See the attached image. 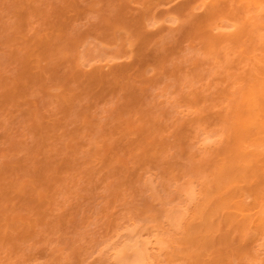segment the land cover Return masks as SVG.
<instances>
[{
	"label": "rangeland",
	"instance_id": "rangeland-1",
	"mask_svg": "<svg viewBox=\"0 0 264 264\" xmlns=\"http://www.w3.org/2000/svg\"><path fill=\"white\" fill-rule=\"evenodd\" d=\"M120 1L122 0H0V264H115L116 262L118 264V259H116L115 261L114 257L117 258L119 256V253H116V256L115 252L113 253V251H116L114 249L117 246L119 247L121 242H128L127 235L134 236L136 234L135 236H139L140 239L135 238L136 240L133 239V241H137L138 239L140 241L144 240L145 242V239H147V242H149L147 244L149 245L152 241L155 243L156 241L159 242V240L155 239L157 236V238L160 240L165 237L169 239L171 236V229L175 228V232L173 234H175L177 231L176 223L173 224V219H171V216H174V213L181 205L183 199H185V201L189 202L188 204H190L196 199V196H193L194 194H196V192L199 196L200 190L197 189L202 186L201 184L204 183L202 181H205V179L203 180V178L208 171H206V169L209 164L212 163L211 160L213 157V152L211 151H216V149L222 146H216L213 143H210V147L208 146L209 149L207 148V146L201 148L202 146L200 144V139L203 136H201V133L203 134V132L204 136L205 133L206 136L207 134H210L211 136H213V139L214 137L217 138L221 136L218 127L222 126V118L226 116V113L228 112L231 104L229 103V101L230 99H233L235 97V92L238 90L237 88L240 84V78L238 77L239 79L237 82L235 76H241V74L237 75L238 73H240L239 71H241V69L238 70L237 74L235 73L236 70L238 68H241V65H243L244 63L240 62L239 65L241 67H239L238 61L240 60H237V63L234 61L236 59L232 61V59L236 57L240 59V55H242L240 54L241 46H239L241 44L238 42V39L236 41L235 38L236 33L233 34L235 40H233V38L230 39L231 42L228 41L227 43L221 44L222 46L217 45L216 52H214L215 48H212L214 50L213 52H211L212 49L207 45L210 40L206 41L207 38L205 37L202 38L203 40L197 39L200 38L199 20L201 18H199V20L194 18H197V16L201 17L199 12L201 13V11H203V13H201L202 16L206 12H204L202 6L200 7L199 5L198 7L201 9L197 7V9H199L198 13L192 12L194 8L195 10H197L195 5L192 11H190L192 6L191 4L194 3L193 0H123L121 2L122 5L118 4V2L120 3ZM190 1H192L193 3H189ZM187 2L189 3L190 8L188 7V9L184 10V12L186 13L182 11L184 14L182 15L181 10L178 11L177 9L186 6ZM147 4L149 7L147 6ZM157 5L160 7H158ZM121 6L127 8L128 10H125V8H121ZM177 6H179V8ZM175 8L177 11L175 10ZM65 9L67 10L65 11V13H74L71 16L68 14L69 17L67 16V18H69V20L65 19L66 17H64V19H62L61 17L62 21L67 20L66 22L62 23L59 17L62 16V14H59L60 12L63 13ZM127 11H129L130 15ZM124 12H126L128 15ZM145 12H147L148 14H145ZM120 13H122L123 15ZM135 13L136 17L134 16ZM152 13L155 16H151ZM173 13L175 14V18L178 17L176 18V20H174L173 18ZM262 13H260V15L258 13L255 14L254 12L256 16L260 15L258 16L261 18L260 21H262V17H264L262 16ZM167 14L170 15L168 16ZM251 14L252 11L250 12V14L248 13V17L249 15L251 16ZM119 15L120 17H118ZM180 15L182 17H180ZM255 15L254 20L257 19V17L255 18ZM130 16L135 19V22L134 19H129ZM141 16H145V20L144 17L142 18ZM146 16H151L152 18H147ZM140 17L141 20L139 21V23L136 22ZM153 17H155L154 19L155 21H157V23H155ZM118 18L120 19V21ZM121 19H125L126 21L123 22V20ZM177 19H180V24L177 23ZM250 19L253 20L252 17ZM250 19L249 23L251 22ZM258 19L256 20V22L258 21ZM129 20H133L132 23L134 22V24L130 22L133 27L137 23V25L135 26V30H133L134 28L132 27V25L128 24ZM143 20L145 24L142 23L140 27V22H143ZM146 20L148 21V23ZM190 20L192 23L190 22ZM150 21H153V24H155L151 25L149 23ZM115 22L117 24L116 26H118V23H122L120 25H123L124 29H122V26H114ZM225 22L221 27L225 25ZM254 22L252 21L251 23L257 24ZM109 23L114 24L110 26ZM226 23L227 25H229L228 22ZM251 23L249 26H251L252 28L253 24ZM148 24L150 26H148ZM108 25L109 27H107ZM125 25L131 26L132 29L128 27V29H131V32L130 30L129 32H126L128 29ZM110 27L112 28V31ZM114 27L119 30L117 31ZM137 27L141 28V30L137 29ZM143 27L144 29H142ZM224 27L227 26L225 25ZM261 27L264 28L263 25L260 26V28ZM229 28H231V26ZM137 30H140V32L143 30L144 36L143 32H141V35V33ZM220 30L222 31V29ZM220 30L218 29V31ZM233 30L234 29L232 28V30L230 31ZM136 31L137 33L135 35L131 34L135 33ZM218 31L216 33H211L210 35L213 34L211 37H214L216 39L226 36H224L225 32H223L224 34H220ZM236 31L238 30L236 29ZM110 32H113V35L110 34ZM114 32H117V36L114 35ZM138 33H140V35H138ZM226 33L229 34L227 30ZM145 34L150 38L153 37V40L147 38L148 36L146 37ZM133 35L134 38H132ZM163 35H165V38L169 39L164 40L165 38H162L163 40H161L160 37H164ZM168 35H173L172 40ZM244 35H246V32H244ZM112 36H114V38H117L114 40ZM142 36L144 38H147L143 39V41H146V43L142 41ZM120 37L122 39H120ZM138 37L140 42L138 40ZM158 37L159 39H156ZM194 37L196 38V40ZM47 38H51L52 40L53 45L51 43L50 45H48L47 43L48 47H52V49H50L51 52L53 51L51 54L49 53L50 50H47V47H42L40 45V40L48 41L49 39ZM129 39L130 41L136 39L133 42V44L136 45V49L132 43L130 44L133 49L128 48L129 50H132L133 55L131 54V56L129 51L125 49L126 45H129L127 44L129 42L126 40ZM193 40L195 41V43ZM232 40L236 41L239 44H235L238 49L233 45L234 42H232ZM136 41L139 43V45ZM148 41L153 47L148 44ZM166 41L169 43H167ZM177 41L178 44L180 43L179 46L177 45ZM201 41L203 43L204 41L205 43H207H204L205 47L203 46V43H201ZM42 43L44 44V42ZM142 43H144L145 47ZM231 43L233 46L231 45ZM140 44L142 45V47H140ZM163 44L165 47H163ZM137 45L139 48L137 47ZM225 45H227L225 47V49L227 50V54L226 51H224ZM246 45L248 44H245V46ZM177 47L179 51L176 50ZM246 47L248 48L249 45ZM44 48H46L47 50L46 53L49 51L48 53L50 55L45 53ZM171 48H173V52L172 50H170ZM203 48H205V50ZM232 48L233 50L235 49L236 53H233L232 51L234 55L231 54V56H229V49L231 52ZM247 48H245V52L246 50H249ZM153 49L155 53H159L153 55ZM236 49L238 51H236ZM217 50L219 52L223 50L224 52L221 51L223 54L220 52L222 54V57L225 55V58L229 56V63L232 61L236 64L228 63L227 68L225 63H222V59L224 58H221L220 54L216 56V54L219 53L217 52ZM126 51L129 53V55ZM203 51L205 52L203 53ZM137 52H140L139 55L144 54L143 56L145 58L143 56H139ZM165 52L166 54H168L167 56L165 55ZM237 53H239L240 55ZM147 54L148 56H146ZM235 54H237V56ZM162 55H165L164 58L166 57V60L163 59ZM213 56L218 57L219 61L215 60L216 57L213 61ZM157 57L160 60L163 59V62L159 61ZM209 57L210 60L213 61V64L212 61L210 62V60H208ZM230 57H232V59H230ZM141 58L144 61H141ZM156 60L158 61V63H156ZM228 60L225 59L223 62L227 63ZM103 62L106 63L103 64ZM136 62L138 64H136ZM141 62H143V65ZM161 62L163 63L162 65H160ZM139 63L143 67L140 66ZM126 64H128V66L129 64H134L136 65V67L133 65V68H131L132 66H130L128 67V69H126ZM144 64L147 65L145 66ZM211 64L214 66V68ZM217 64L220 65L218 66ZM122 65H124L122 69L126 66L123 71L121 69H117V66L120 68V66ZM223 65L226 66V70L223 69ZM231 65L235 67V73H233L234 71H231L233 68V66ZM113 67L117 69H115L117 72L115 73L119 74V76L121 75V73H118V70H120L119 72L125 73H122V79L120 78L121 80H123V76H125V78L128 76L127 78H130L129 81L132 82L131 80L134 75L135 77H133V79H137V82H135L134 80L133 82L137 86L133 87V85H129L130 82L128 83V81H125L124 79L122 82V88L119 87V85L118 87H116V85L118 84V80L120 79H118V75H116V77L118 78H112V75H115V73L113 74L112 72L113 70H111V68ZM137 68H139V71ZM245 68H247V66ZM99 70L101 72H105L104 74L107 73L104 76H108V73H110L108 80L111 77V79H113L114 81L117 80V84H115L113 80L112 84L110 83L111 80L109 81L110 84L108 86L106 83H103V75L99 74L101 73ZM136 70L137 72L141 73V75H145L141 76L139 75V73L137 75ZM95 71L99 72V76L96 75L97 72L93 73ZM125 71L128 72V74ZM133 71L134 73L136 72V75L133 73ZM242 71L244 72L246 70H243L242 68ZM131 72L133 73V75ZM130 73L132 76L130 75ZM90 74L91 77H89ZM93 74H95L99 78V80L101 77L103 80L98 81L99 84L97 82L94 84V81L96 79H94L95 77ZM231 74L235 75L231 77ZM92 75L94 78L92 77ZM201 75L205 78H203ZM226 75H230V81H232V83L234 78V81H236L237 84L235 83V86L231 85V83L228 81L230 77H227ZM138 76H140V80H138ZM200 77H202L203 80ZM91 78H93L94 81ZM141 79L143 80L141 82L142 85L139 82L141 81ZM83 80L84 82H87L89 90L92 89L93 92H89L87 90L89 92L88 93L84 91L86 86L85 88L82 86L84 84ZM121 80L119 82L120 85ZM221 81H223L224 83H222ZM96 84L99 86L101 84V88L103 89L104 87V90H106L107 93L109 92V95L103 98V96L107 93H104V90H102L103 92H100L104 94L99 93L100 95H103L100 96L98 94L99 90L96 92L97 88L99 87ZM113 84H115V86ZM225 84L226 87L223 86ZM228 84L231 85L233 91L232 89L231 91L229 90ZM95 85L97 86L96 89ZM128 85L131 86L132 89H134L135 87H137L135 89H138L134 90V92H136L134 94L132 93L131 97V91L128 90L130 91L128 92L126 91V88H124H128ZM113 86L114 88L116 87L118 91H114V89L112 88ZM161 87L164 88L162 89ZM219 87L222 90H220ZM139 88L142 92L139 90ZM216 90L220 91V93ZM124 91L126 93H124ZM127 92L129 93V95L127 94ZM207 92L209 93L208 96L206 95L208 94ZM225 92L230 94V97L227 96L228 94L224 96ZM137 93H139L138 95H140L141 97L139 96L138 98ZM212 93L214 94L212 95ZM204 94L207 99L210 96L216 97L218 100L220 99L221 101L219 102L217 100H214V102H216L215 105H217L218 103L219 105L215 107L214 103L213 107L211 106L212 104L209 105V103H211L212 101L209 98L210 101L207 102L208 100L204 98ZM217 94H220L221 96H217ZM186 95H188V98L186 97ZM221 97H223V99ZM225 97L229 99L226 100ZM133 98H137L140 100H138V102ZM193 98L195 100L194 102H192L191 100ZM199 99H202L201 104L199 102ZM205 101L207 102V104L205 103L206 105H204ZM134 102H138L137 106L136 103L134 104V106L136 107L133 106ZM222 102L224 103V105H227V107H222ZM130 103H132V105ZM181 103L184 105H182ZM185 103L190 105H186L188 109L189 107L191 108L192 105V107L194 108V110L191 108L193 113L190 109L189 111L188 109H185ZM194 106H196V108L199 107L198 110L200 112L202 111L201 113L206 112L207 114L211 113L210 111H212L213 113V110L215 112L213 113L214 115H220L221 113V118L215 117L213 114V116L211 114H202V116L204 115V117L207 118L206 119L201 116L200 112H198L195 116L193 115L195 114ZM220 107H222L224 111L227 110L225 111L226 113L222 114L223 110ZM218 109H220L221 111ZM182 110L184 114L182 113ZM184 110L187 111L185 112ZM199 114L200 118L198 119ZM210 116L212 117L210 118ZM195 117L196 121H194ZM201 117L206 119L205 123H209H207V129L211 133L213 132V134L217 133V135H220H212L209 131H204L203 128L206 127V124H203V119ZM213 118L215 119L213 120ZM189 119L192 124L193 121L197 124H193L194 126H192V129L190 128L191 130L189 129L191 123H185L189 122ZM200 119L201 123H199ZM211 121L213 122L211 123ZM181 123L182 125H180ZM214 123H216L215 126ZM201 124L203 125L201 126ZM180 126H182L183 130ZM183 126H185L188 131H186V128H184ZM195 126L198 127L196 128ZM213 126H218L217 132H214L216 131V129L214 130ZM177 127H180L178 129H181L183 131H180L182 134L178 132L179 130L177 129ZM209 128L213 130L211 131ZM163 129L166 130L164 131ZM199 129L202 130L200 131ZM174 130H178L177 134H179L177 135L176 131L175 133H173ZM122 131L125 133H123ZM184 131L187 133H191L192 131L200 139H198L193 133H191L192 135L188 134V136L190 135L191 137L194 135V138L192 137V139L194 140H192L190 136V138L187 137V133L186 136L184 135ZM172 135H174L175 137H172ZM179 135L187 137L188 144L186 142L187 139L183 138V136H180V139L177 138L178 142L176 140V143H174V139ZM163 139L167 140L166 142H168V145L171 144L169 145V149L167 147L168 145L165 144V150L166 148L168 150L167 153L166 151H163L164 146H161L162 142L164 143V141H162ZM195 139L199 141L200 145ZM207 139H210V137ZM172 140L174 141L172 142ZM212 140L211 142H213ZM214 140L216 141V139ZM204 141L202 142L205 145L209 142L208 140V142ZM220 142L222 141L220 140ZM174 144H181L182 146L179 145L178 147ZM196 144H198L199 147ZM211 144L214 145L213 148H211ZM156 145H160L161 147H157ZM152 146H155L156 149L158 148L156 150L154 147V151L152 152V154H155V157L151 154V152H149L150 154L148 153L146 156L144 152H146V150L151 151L149 148ZM188 148H192L191 153H185L186 149ZM189 149L188 151L190 152ZM202 149H204V151H202ZM206 149L207 151H205ZM142 151L144 154L142 153ZM181 151H183L185 154H190L191 157L188 155H185L186 157H183V152ZM217 151L219 152L221 151V149H218ZM207 152H211L212 155ZM140 153L142 155V158H139ZM161 155L165 157H163V160L162 157L160 158ZM216 155L219 156L218 154ZM148 156L154 157L153 160L151 157V159H149ZM210 156L211 158H209ZM137 157L139 158V160L141 159V163L137 162L136 164L135 161L136 159L138 160ZM146 158L149 159V162L146 161ZM175 158L181 161H179V165L182 164V167L175 166L176 164H178L176 163L178 162V160ZM154 159H156L157 161L155 162ZM158 159H161L159 160L160 162L158 161ZM173 159L177 161H174L175 164H171L172 166H174L171 170L169 169L171 168L170 162H172ZM217 159L213 158V161H216ZM142 160H144V166L140 167L139 169L138 165H142ZM167 160L170 162L168 163ZM164 161L165 163L167 161V164H164ZM145 162L146 164L148 163L147 167H149V169L154 166L156 167V169L154 167L149 170L145 167ZM149 164L151 166H149ZM157 164L161 165V167ZM162 165L164 166V168ZM166 165L169 166L167 167ZM158 167H160L161 169L159 168L158 170ZM162 168L166 171H163ZM146 169L148 170L146 171ZM168 169L171 170L172 174H175L173 175L174 177L176 175L178 176L175 178L171 176L175 179L174 183V180L170 182L169 178H167L169 181H167L166 179V177L171 173L169 171L170 173L165 175V172H167ZM173 171L177 174L173 173ZM185 171L186 174H183L185 173ZM179 177L183 179H181L180 181ZM207 177L209 176L207 175ZM199 178H202V183H200ZM196 181H198L201 186L198 185V188L196 189L197 191L194 189L196 192H193V194L191 193V191L193 187H197L196 183L198 182ZM193 182L195 183V186L193 185ZM189 183L193 186L191 188V191H188L190 192V195L192 197H195L192 202L186 199V196L184 197V195H182V191H180L181 194L178 193L179 190L186 189L184 190V193L190 197V195L187 194L189 193L187 191V189L189 188L188 186L190 185ZM179 195L183 196V199L180 198ZM198 196L197 198H199ZM185 201L184 205L185 203H187ZM181 207L183 206L181 205ZM184 207L187 209L190 206L188 205L187 207ZM166 208H168V210H166ZM184 209L183 212H185ZM169 211L171 212V215ZM187 211L188 209L186 210V212ZM160 212L162 214H159ZM166 212L168 215L165 214ZM178 214L179 211H177V215L175 213L176 216H174V218L179 217ZM167 217H169L170 219ZM176 220H174V222ZM171 223L173 227L171 226ZM161 227H163L164 229H160ZM173 231L174 229L172 230V232ZM123 238H126L127 241ZM130 238L132 239V237L129 236V239ZM118 239L121 241H119ZM153 239H155V241ZM172 239L170 242L174 244L172 242ZM131 242L132 241L126 244L124 243V245H129L131 244ZM163 242L167 243L166 240H164ZM171 243H169V245ZM172 244L170 246H174ZM258 245L255 246L256 250L257 247H259ZM121 246L119 248L122 250ZM163 246L165 245L163 244ZM118 247L116 248L117 250ZM149 247H151L152 249V246H147L146 250ZM165 248L164 250L166 252H169L171 250L168 244L165 246ZM168 248L170 249L169 251H167ZM261 248H263V250H261ZM261 248L258 249L259 253L261 252L264 254V246H262ZM149 249L148 251H145V254H148H146V257L149 258L148 261L150 260L151 255L154 256L155 254L153 263H156V260H158L159 263L161 262V264L169 263L168 261H166L167 258H165V260L162 259L163 262L162 260L160 261V258H157L158 252L156 253L155 250H152V254ZM155 249H157V251L159 250L157 247ZM119 250L117 252H120ZM126 252H128V250L125 251V255L122 258V260L124 261L130 259L125 258V256L127 257L132 253L130 252L129 254H126ZM164 252L160 253L163 255ZM256 252L257 256H260L258 251ZM149 253H151V255H149ZM253 253L254 252H252V254L248 256L253 257ZM229 256L227 259H229ZM246 256L245 258H243L238 254L231 253L230 257L235 258V260L234 258L233 260L236 261V264H246L248 263V261L246 263L244 262V259L245 261L248 260L246 259L248 256ZM161 257L164 258L167 256L165 255ZM262 258L264 260V255L262 256ZM256 260L257 259H255V261ZM151 262L152 261L150 260L149 263L151 264ZM258 262H260V260H258ZM232 263L233 262L229 264Z\"/></svg>",
	"mask_w": 264,
	"mask_h": 264
},
{
	"label": "bare ground",
	"instance_id": "bare-ground-1",
	"mask_svg": "<svg viewBox=\"0 0 264 264\" xmlns=\"http://www.w3.org/2000/svg\"><path fill=\"white\" fill-rule=\"evenodd\" d=\"M102 1V0H101ZM123 1V0H122ZM122 1H120V3L118 2V4H121V2ZM171 1V0H170ZM194 1V3L192 2V1H190L189 3H193V4H191L192 6H191V10L190 11H192V9H193V7H195L196 6V9H197V7H198V5L201 7L202 6V8L204 9V12H206L203 16H202V14L201 13H203V11H201V13L199 12V14L201 15V17L199 16H197V18H194V19H198L199 20V18H201L200 20H199V24H200V30H199V36H200V38H197V39H202V38H207V40L206 41H208V40H210L209 42H208V44L207 43H205V41H204V43L205 44H207L211 49L212 48H215V51L214 52H216V46L217 45H221V44H223V43H227L228 41L229 42H231V40L230 39H233L234 37H233V34H235V38H236V41H237V39H238V42L241 44V45H239L236 41H233V40H235V38L232 40V42H234V46L236 47V43L239 45V46H241V49H240V54H242V55H240L239 53H237V54H239L240 55V59H238L237 57L236 58H233L232 59V57H230V59H232V61L234 60V59H236V60H234L236 63H237V60H240V61H238V65H239V63L241 62V63H244L245 64V67L247 66V68H245L244 67V64L243 65H239V67H241V68H238L237 70H236V73H235V70H234V66L233 65H231V66H233V68H232V70L231 71H234L233 73H235V74H237V72H238V70L239 69H241V71H239L240 73H238L237 75H240L241 74V76H235L236 77V80H237V82H238V79L240 78V84H239V87L237 88L238 90L235 92V97L233 98V99H230V101H229V103H231L230 104V107H229V105H228V107H229V109H228V112L226 113L225 111H227V110H223L222 109V107L223 106H225V107H227V105H224V103L222 102V107H220L223 111H222V114L223 113H226V116L225 115H222V116H225L224 118H222V121H221V125L222 126H219V127H221V128H219L218 126H216V127H214L215 125H216V123H214V126H213V129L215 130L216 129V131H214V132H217V130L219 129V133H221V139H220V137H214V139H216V141L213 139V136H211L210 134H207V136H206V133H205V136H204V132H203V134L201 133V136L203 137H201V139L199 138V137H197L192 131H191V133H193L198 139H200L201 141V148H203V147H205V146H207V148L209 149V147H210V143H213L214 145H216V146H220V145H222V146H220L218 149H221V151H217L218 149H216V146H215V149H216V151H214V150H212V149H210V150H212L211 152H213V157H212V160H211V162L212 163H214V164H209V166L207 167V164L209 163V161H208V163L206 164V167H207V169H206V171H207V175L209 176V177H207V175L205 174V176H206V178H205V176H204V178H203V180L205 179V181H202V178H199V180H200V183H202V182H204L203 184H199V180L198 181H196V182H198V183H196L197 184V187H193L192 188V186L194 185L195 186V183L193 184V185H191L190 183V185L188 186L189 188L187 189V191L188 190H190L191 191V188H192V191H191V193H195L197 190H200V194H199V196H198V193L196 192V194H192L193 196H196V199L194 200V198L195 197H192L191 195H190V192L189 193H187L188 195H190V197L189 196H187L185 193H184V190H186V189H184V190H179L178 191V193H180V191H182V195H184V197L186 198V199H188L190 202H192L193 200H194V202H192V203H190V204H188L189 202H187V201H185V199H183V196H180V198H182L183 200H182V203H181V205L183 206V207H181V205L179 206V208H177V211H179V214H178V216L179 217H175L174 218V216H176L177 215V211L175 212L176 213V215H175V213H174V216H171V219H173V224H175L176 223V227H177V231H176V233L175 234H173L174 232H175V228H173L174 229V231L172 232V230L173 229H171V236H170V238L169 239H167L166 237V239L165 238H163V239H158L157 237L155 238L156 240H159V242H157L156 241V243L155 242H153V244H152V242H151V244L149 245V244H147V243H149V242H147V239H145L146 241V246H145V242H144V240H138V239H140L139 238V236L137 237V236H131V235H127V239H128V242H130V241H132L131 242V244H129V245H124V243L126 244V243H128V242H125L124 240H126L127 241V239L125 238H123L124 240V242L122 243H120V246H121V248H122V250H124V251H122L118 246V250L120 251V252H117L118 250L115 248L114 250H116V251H113V249H112V251H113V253L115 252V254L117 253H119L118 255V257L116 258V257H114L115 258V261H116V259H118V264H150L149 263V261L151 260L152 262H151V264L153 263V259H154V256H155V254H154V256L153 255H151V253L153 252L152 250H155L156 251V253H157V258L159 257L160 258V261L163 259V260H165V258H167V260L166 261H168L170 264H174V263H176V264H179V263H183V264H229V263H231V262H233L232 264H234V262H235V264H236V261H234L235 260V258L234 257H230L231 256V253H235V254H238L240 257H243V258H245V256L247 255H251L252 254V252H254L253 253V257H247L246 259H248V260H246L245 261V259H244V262L246 263L247 261H248V263H246V264H253V262L255 261V259H257L255 262H254V264H256V262H257V264L259 263H264V260H263V258H262V256L264 255L263 253H259V250L258 249H260L262 246H264V243H263V241H264V31H261V30H264V28H260V26H264V24H262V23H264V22H262V21H264V17H262L263 19H262V21H260V17H258V16H260L261 14L260 13H262L263 15L262 16H264V0H193ZM154 2V1H153ZM183 2H185V1H183ZM182 2V3H183ZM98 3H100V2H98ZM125 3V2H124ZM147 3V2H146ZM145 3V4H146ZM189 3L187 2V4L189 5ZM184 4H186V3H184ZM186 4V6H184L183 8H179V6L181 5V3H180V5L179 6H177L179 9H177L178 11L179 10H181V12L183 11L184 12V10H186V9H188V7L190 8V5L188 6ZM96 5V4H95ZM122 5V4H121ZM195 5V6H194ZM119 6V5H118ZM123 6H124V4H123ZM141 6V5H140ZM147 6H148V4H147ZM158 6V5H157ZM206 8H204V7ZM71 7V6H70ZM149 7V6H148ZM158 7H160V6H158ZM181 7V6H180ZM121 8H125V7H122L121 6ZM120 8V9H121ZM130 8V7H129ZM156 8V7H155ZM167 8V7H166ZM199 8V7H198ZM63 9V8H62ZM127 8H125V10H126ZM160 9V8H159ZM199 9H201V8H199ZM199 9H197V10H195V8L193 9V11L192 12H197L198 13V10ZM128 10V9H127ZM175 10H176V8H175ZM176 10V11H177ZM65 11H67L66 9L63 11V13L62 12H60V14L59 15H61L62 14V16H59L60 17V20H61V17H62V19H64V17H66L65 19H68L69 20V18H67V16L69 17V15L71 16L72 14H71V12H66L65 13ZM72 11V10H71ZM188 11V10H187ZM252 11V14H251V16L249 15V17H248V13L250 14V12ZM255 12V14H260V15H255L254 14V12ZM123 12V11H122ZM128 12V14L130 15V13H129V11H127ZM174 12V11H173ZM183 12H182V15H184L183 14ZM257 12V13H256ZM65 13V14H64ZM76 13V12H75ZM125 14H127L126 12H124ZM147 12H145V14H146ZM176 13V12H175ZM184 13H186V12H184ZM189 13V12H188ZM65 16H64V15ZM69 14V15H68ZM107 14V13H106ZM120 14H122V13H120ZM127 14V15H128ZM148 14V13H147ZM150 14V13H149ZM153 14V13H152ZM151 14V16H155L154 14L152 15ZM181 14V13H180ZM194 14V13H193ZM76 15V14H75ZM123 15V14H122ZM126 15V16H127ZM133 15V14H132ZM136 15V13L134 14V16ZM166 15V14H165ZM168 15V14H167ZM170 15V14H169ZM168 15V16H169ZM189 15V14H188ZM196 15V14H195ZM254 15H255V18L257 17V19H258V21L256 22V20L257 19H255L254 20ZM125 16V15H124ZM138 16H139V14H138ZM137 16V17H138ZM151 16H149V17H147V18H152ZM164 16V15H163ZM172 16V15H171ZM192 16V15H191ZM118 17H120V15L118 16ZM136 17V16H135ZM142 17V16H141ZM141 17L139 18V20L138 21H136V22H138L139 23V21L141 20ZM144 17V20H145V16H143ZM142 17V18H143ZM180 17H182L181 15H180ZM190 17V16H189ZM253 18V20H251L250 18ZM111 18H113V17H111ZM125 18V17H124ZM127 18V17H126ZM129 18V17H128ZM132 18V16H130V18L129 19H131ZM155 17H153V20L155 21V19H154ZM166 18V17H165ZM173 18H174V20H176V18H178V17H176L175 18V14L173 13ZM71 19V18H70ZM73 19V18H72ZM119 19V18H118ZM132 19H134V18H132ZM189 19V18H188ZM249 19H250V21L252 22H254V23H257V24H253V23H251V24H253L252 25V28H251V26H249L250 25V23H249ZM79 20V19H78ZM121 20H123V19H121ZM136 20H137V18H136ZM144 20H143V22H140V27H141V24L143 23V24H145V22H144ZM152 20V19H151ZM157 20V19H156ZM179 20L180 19H177V23H179L180 24V22H179ZM67 20H61V22L63 23V22H66ZM75 21V20H74ZM106 21V20H105ZM114 21H116V20H114ZM119 21H120V19H119ZM126 20L124 19L123 20V22H125ZM127 21H128V19H127ZM132 21L133 20H129V23L128 24H130V22L132 23ZM147 21V20H146ZM158 21H159V19H158ZM189 21V20H188ZM228 22L229 23V25H227V23L226 22ZM260 21V22H259ZM60 22V23H61ZM77 22V21H76ZM134 22H135V19H134ZM134 22L132 23V24H134ZM173 22V21H172ZM176 22V21H175ZM190 22H191V20H190ZM198 22V21H197ZM224 22H225V25L227 26V27H224V30H223V27H221L222 26V24H224ZM71 23V22H70ZM74 23V22H73ZM110 23H112V22H110ZM109 23V24H110ZM147 23H148V21H147ZM151 25H154L155 23H157V21H155V23L153 24V21H150L149 22ZM192 23V22H191ZM191 23H189V24H191ZM195 23V22H194ZM193 23V24H194ZM260 23V24H259ZM114 24V23H113ZM113 24H110V26L111 25H113ZM120 24H122V23H120ZM119 23H118V26H116L117 24H116V22H115V25L114 26H116V27H123V25H120ZM126 24V23H125ZM132 24H130V25H132ZM184 24V23H183ZM197 24V23H196ZM231 24V25H230ZM100 25V24H99ZM106 25H107V23H106ZM137 25V23L134 25V27H133V25H132V27L134 28L133 30H135V26ZM157 25V24H156ZM174 25V24H173ZM186 25V24H185ZM198 25V24H197ZM104 26V25H103ZM126 26V25H125ZM147 26V25H146ZM148 26H150L149 24H148ZM147 26V27H148ZM178 26V25H177ZM193 26V25H192ZM231 26V28H229ZM250 27V28H248V27ZM107 27H109V25L107 26ZM113 27V26H112ZM116 27H114V28H116ZM127 27V29H128V27H130L131 28V26H126ZM139 27V26H138ZM137 27V29H140L141 30V28H138ZM145 27V26H144ZM144 27L142 28V29H144ZM155 27V26H154ZM184 27V26H183ZM190 27V26H189ZM218 27H220V28H218ZM235 27V28H234ZM248 29H247V28ZM52 28V27H51ZM70 28V27H69ZM73 28V27H72ZM71 28V29H72ZM111 28V27H110ZM149 28H151V27H149ZM181 28H182V26H181ZM180 28V29H181ZM185 28V27H184ZM191 28V27H190ZM193 28V27H192ZM217 28V29H216ZM227 28V29H226ZM232 28L234 29L233 31H235V32H233V31H230V30H232ZM246 28V29H245ZM108 29V28H107ZM122 29H124V27L122 28ZM126 29V28H125ZM126 29V30H127ZM132 29V28H131ZM131 29H128L126 32H129V30H130V32H131ZM146 29V28H145ZM154 29V28H153ZM187 29V28H186ZM195 29V28H194ZM214 29V30H213ZM215 29H216V31H215ZM218 29L220 30V29H222V31L220 32V31H218ZM236 29L238 30V31H236ZM105 30V29H104ZM116 30H117V28H116ZM119 30V29H118ZM117 30V31H118ZM140 30L138 31V32H140ZM150 30V29H149ZM171 30H173V29H171ZM196 30V29H195ZM226 30H227V32L229 33V34H227L226 33ZM229 30V31H228ZM245 30H248V31H245ZM106 31V30H105ZM110 31V30H109ZM111 31H112V28H111ZM137 31L135 32V33H131V34H136L137 33ZM190 31V30H189ZM188 31V32H189ZM194 31V30H193ZM219 32L220 34L221 33H223V32H225V34H224V36L225 37H223V38H214V37H211L212 35H210L211 33H216V32ZM93 32V31H92ZM120 32H122V31H120ZM133 32V31H132ZM141 32H143V30L141 31ZM140 32V33H141ZM173 32V31H172ZM176 32V31H175ZM179 32V31H178ZM233 32V33H232ZM244 32H246V35H244ZM91 33V32H90ZM116 33L117 32H114V35L115 36H117L116 35ZM140 33H138V35H140ZM110 34H112L113 35V32H110ZM130 34V33H129ZM128 34V35H129ZM148 34V33H147ZM149 34H151V33H149ZM183 34V33H182ZM232 34V35H231ZM93 35H94V33H93ZM100 35V34H99ZM134 35H133V37L132 38H134ZM141 35H142V33H141ZM146 35V34H145ZM157 35V34H156ZM155 35V36H156ZM181 35V34H180ZM187 35V34H186ZM191 35H193V34H191ZM195 35V34H194ZM215 35V34H214ZM229 35V36H228ZM104 36V35H103ZM143 36H144V32H143ZM142 36V37H143ZM148 35H146V37H147ZM164 37H160L161 38V40H163L162 38H165V35H163ZM169 36V35H168ZM173 36V35H172ZM172 36H169V37H171L170 39L172 40ZM176 36V35H175ZM188 36V35H187ZM246 36V37H245ZM101 37V36H100ZM137 37V36H136ZM142 38V41H143V39H147V38H149V39H152L153 37H152V35H151V37L152 38H150L149 36L147 37V38ZM166 37H167V35H166ZM186 37V36H185ZM198 37V36H197ZM222 37V36H221ZM232 37V38H231ZM245 37V38H244ZM109 38H110V36H109ZM108 38V39H109ZM112 38H114V36H112ZM117 38V37H116ZM116 38H114V40L116 39ZM187 38V37H186ZM195 38V37H194ZM244 38V39H243ZM47 39H49L48 41L47 40H40V45L42 46V47H47V50H50V49H52V47L50 46V47H48V45H50V43L52 44V40H51V38H47ZM74 39V38H73ZM120 39H122L121 37H120ZM123 39H124V37H123ZM148 39V40H149ZM156 39H159V37L158 38H156ZM167 38H165L164 40H166ZM169 39V38H168ZM167 39V40H168ZM176 39V38H175ZM188 39V38H187ZM136 40V39H135ZM134 39H133V41H130V39L129 40H126V41H128L129 43H127V44H129L128 46H130V47H128L127 45H126V47H125V49H127V51H129V53H130V56H131V54H132V50H129L130 48H132V46H131V44L130 43H132L133 44V42L135 41ZM138 40H139V37H138ZM137 40V41H138ZM153 40V39H152ZM177 40V39H176ZM195 40H196V38H195ZM203 40V39H202ZM44 42V44L42 43V42ZM110 41V40H109ZM136 41V42H137ZM141 41V42H142ZM158 41V40H157ZM182 41V40H181ZM189 41V40H188ZM194 41V40H193ZM247 41V42H246ZM103 42V41H102ZM139 42H140V40H139ZM143 42H145L146 43V41H143ZM149 42V41H148ZM155 42H156V40H155ZM167 42V41H166ZM191 42H192V40H191ZM200 42V41H199ZM246 42V43H245ZM47 43H48V45H47ZM114 43V42H113ZM125 43V44H126ZM138 43V42H137ZM167 43H169V42H167ZM167 43H165V44H167ZM194 43H195V41H194ZM201 43H203L202 41H201ZM204 43H203V46H204ZM248 44L249 45V47L247 48L246 46H248V45H246L245 46V44ZM43 44V45H42ZM116 44V43H115ZM143 44V46L145 47V45H144V43H142ZM148 44H150V42L148 43ZM161 44V43H160ZM180 44V43H179ZM179 44H178V41H177V45L179 46ZM183 44V43H182ZM228 44H230V43H228ZM244 44V45H243ZM53 45V44H52ZM134 45V44H133ZM138 45H139V43H138ZM138 45H137V47H138ZM141 45V44H140ZM151 45V44H150ZM154 45H155V43H154ZM171 45V44H170ZM196 45V44H195ZM195 45H193V46H195ZM206 45V46H207ZM231 45H232V43H231ZM232 45V46H233ZM135 46V49H136V45H134ZM147 46V45H146ZM152 46V45H151ZM181 46V45H180ZM198 46V45H197ZM222 46V45H221ZM227 45H225L224 46V51H226V54H227V50L225 49V47H226ZM229 46V45H228ZM238 46V47H239ZM243 46H245V47H243ZM102 47H104V46H102ZM140 47H142V45L140 46ZM148 47V46H147ZM153 47V46H152ZM163 47H165L164 46V44H163ZM173 47V46H172ZM176 47V46H175ZM205 47V46H204ZM219 47V46H218ZM231 47V46H230ZM234 47V48H235ZM74 48V47H73ZM78 48V47H77ZM77 48H75V49H77ZM113 48V47H112ZM129 48V49H128ZM139 48V47H138ZM137 48V49H138ZM237 48V47H236ZM245 48H247V49H249L248 51L246 50V52H245ZM45 50V53H46V48H44ZM119 49V48H118ZM133 49V48H132ZM147 49V48H146ZM150 49V48H149ZM199 49V48H198ZM204 50H205V48H203ZM220 49H221V47H220ZM219 49V50H220ZM238 49V48H237ZM236 49V51H238ZM170 50H172V52H173V48H171ZM176 50L177 51H179L178 50V47L176 48ZM213 50L214 49H212L211 50V52H213ZM56 51V50H55ZM126 51V52H127ZM136 51V50H135ZM134 51V52H135ZM174 51H175V49H174ZM194 51V50H193ZM221 51H223V50H221ZM220 51V52H221ZM223 51V52H224ZM232 51H233V53H236L235 52V49L233 50V48H232V50H231V52H230V49H229V52L228 53H230L229 54V56H231V54H233L232 53ZM49 52V51H48ZM46 53V54H51L52 52H51V50H50V52L49 53ZM79 52V51H78ZM152 52H153V55L154 54H156V53H159V52H154V49L152 50ZM205 51H203V53H204ZM217 52H219L218 50H217ZM214 53V54H216V56L218 55V54H220L221 55V58H224V59H222V63L224 64L225 63V65L227 66V68H228V63H229V61L230 60H228V57H226L225 58V56H223L222 57V54L221 53ZM107 53V52H106ZM129 53L127 52V54L129 55ZM138 53V52H137ZM140 53V52H139ZM139 53H138V55H139ZM151 53V52H150ZM169 53V52H168ZM49 54V55H50ZM164 54V53H163ZM199 54V53H198ZM237 54H235L236 56H237ZM75 55H76V53H75ZM79 55V54H78ZM105 55V54H104ZM116 55V54H115ZM128 55H127V58H128ZM133 55V54H132ZM137 55V56H138ZM144 54H141V55H139V56H143ZM165 55L167 56L168 54H166V52H165ZM165 55H162V57H163V59L164 60H166V57L164 58V56ZM174 55V54H173ZM200 55V54H199ZM208 55V54H207ZM212 55H213V53H212ZM219 55V56H220ZM234 55V54H233ZM48 56V55H47ZM138 56V57H139ZM146 56H148V54L146 55ZM150 56H152V55H150ZM159 56H161V55H159ZM172 56V55H171ZM216 56H213V61H214V58L216 57ZM144 57V56H143ZM155 57V56H154ZM108 58V57H107ZM126 58V59H127ZM140 58V57H139ZM145 58V57H144ZM217 58V59H216ZM215 58V60H217V61H219V59H218V57H216ZM105 59H106V57H105ZM109 59V58H108ZM111 59V58H110ZM116 59V58H115ZM154 59V58H153ZM157 59H158V57H157ZM162 59V58H161ZM163 59L162 60H160V59H158L159 61H162L163 62ZM225 59H227L228 61H227V63L226 62H223ZM120 60V59H119ZM143 59L141 58V61H142ZM149 60V59H148ZM168 60V59H167ZM208 60H210V57H209V59ZM79 61H80V59H79ZM105 61V60H104ZM127 61V60H126ZM125 61V62H126ZM132 61V60H131ZM136 61V60H135ZM144 61V60H143ZM146 61H147V58H146ZM152 61V60H151ZM157 61V60H156ZM212 60H210V62H211ZM213 61H212V64H213ZM230 62L231 64L233 63H235V62ZM107 62V61H106ZM106 62H103V64L104 63H106ZM114 62V61H113ZM121 62V61H120ZM119 62V63H120ZM137 62H139V61H137ZM136 62V64H138ZM161 62V64L160 65H162L163 63ZM165 62V61H164ZM168 62V61H167ZM216 62V61H215ZM109 63V62H108ZM115 63H116V61H115ZM130 63V62H129ZM133 63V62H132ZM142 63V65H143V62H141ZM156 63H158V61L156 62ZM160 63V62H159ZM195 63V62H194ZM218 63V62H217ZM229 63V64H230ZM235 63V64H236ZM76 64V63H75ZM102 64V65H103ZM121 64V63H120ZM124 64V63H123ZM140 64V63H139ZM154 64H155V62H154ZM211 64V65H212ZM92 65V64H91ZM94 65H96V64H94ZM127 65V67H126V69H128V67H130V66H132L131 68H133V65L134 64H129V66H128V64H126ZM141 64H140V66H142ZM145 66L147 65V64H144ZM218 65V64H217ZM220 65V64H219ZM218 65V66H219ZM225 65H223L224 66V68L223 69H225ZM124 65H122V66H120V68L117 66V69H121L122 71L124 70V68L122 69V67H123ZM135 67H136V65H134ZM159 66V65H158ZM164 66H165V64H164ZM174 66H175V64H174ZM176 66H177V64H176ZM143 67V66H142ZM148 67V66H147ZM160 67V66H159ZM212 67L214 68V66L212 65ZM215 67H216V63H215ZM230 67V66H229ZM238 67V66H237ZM98 68V67H97ZM130 68V69H131ZM139 68H141V67H139ZM139 68H137L138 69V71H139ZM145 68V67H144ZM149 68V67H148ZM161 68H162V66H161ZM160 68V69H161ZM242 68H243V70H246V71H242ZM81 69V68H80ZM101 69H102V67H101ZM116 68L115 67H113V68H111V70H113L112 72H113V74L116 72V70H115ZM217 69V68H216ZM219 69H220V67H219ZM230 69V68H229ZM78 70V69H77ZM83 70H85V69H83ZM110 70V71H111ZM115 70V71H114ZM150 70V69H149ZM226 70V69H225ZM228 70V69H227ZM100 71V70H99ZM120 70H118V73H121V75H122V73H124V72H119ZM128 71V70H127ZM135 71V70H134ZM134 71H133V73H134ZM140 71H143V70H140ZM169 71V70H168ZM171 71V70H170ZM219 71V70H218ZM217 71V72H218ZM221 71V70H220ZM223 71V70H222ZM83 72V71H82ZM97 72V74L96 75H98V71H95V72H93V73H96ZM101 72V71H100ZM103 72V71H102ZM99 73L100 75H103V79H104V82L103 83H106L107 84V86L111 83H113V79H111V77L109 78V80H108V77H109V75H110V73H108V76H104V75H106V74H104L105 72H103V73ZM106 72H107V70H106ZM112 72H111V74H112ZM126 72V71H125ZM129 72H130V70H129ZM136 72H137V70H136ZM136 72L134 73L135 75H136ZM145 72V71H144ZM160 72V71H159ZM175 72V71H174ZM214 72V71H213ZM226 72V71H225ZM224 72V73H225ZM241 72H243V73H241ZM77 73V72H76ZM81 73V72H80ZM117 73V72H116ZM115 73V75H112V78H114V77H116V75H118V77H116V78H118V79H120L121 78V75L119 76V74H116ZM127 74H128V72H126ZM132 73V72H131ZM131 73H130V75H131ZM133 73H132V75H133ZM138 73L139 72H137V75H138ZM143 73V72H142ZM220 73H223V72H220ZM228 73H230V72H228ZM227 73V74H228ZM232 73V72H231ZM84 74V73H83ZM92 74V73H91ZM91 74H90V76L89 77H91ZM125 74V73H124ZM127 74H126V76H127ZM181 74V73H180ZM211 74V73H210ZM235 74H231V77L232 76H234ZM93 75H94V77H93ZM92 75V77L94 78V79H96L95 81H94V79L93 78H91V79H93V81H94V84L97 82L98 84H99V82L98 81H100V80H103L102 79V77L100 78V80H99V78L95 75V74H93ZM131 75V76H132ZM139 75H141V73H139ZM143 75H145V74H143ZM143 75H141V76H143ZM147 75V74H146ZM152 75V74H151ZM82 76V75H81ZM99 76V75H98ZM153 76V75H152ZM202 76V75H201ZM227 77H230V75L228 76V75H226ZM80 77V76H79ZM124 78H123V80L125 79V81H128V83L130 82L129 81V79L126 77L125 78V76H123ZM130 77V76H129ZM133 77H135L134 75H133ZM133 77H132V82H133ZM145 77V76H144ZM147 77V76H146ZM159 77V76H158ZM192 77V76H191ZM203 77V76H202ZM202 77H200L201 79H202ZM231 77L229 78V82L231 83V85H234L235 86V83H236V81H234L235 79L233 78V83H232V81H230V79H231ZM239 77V78H238ZM84 78V77H83ZM98 78V79H97ZM107 78V79H106ZM115 78V79H116ZM137 78V77H136ZM203 78H205V77H203ZM78 79V78H77ZM85 79V78H84ZM122 79V78H121ZM120 79V80H121ZM127 79V80H126ZM162 79V78H161ZM166 79V78H165ZM180 79V78H179ZM79 80V79H78ZM81 80V79H80ZM106 80V81H105ZM108 80V81H107ZM111 80V82L109 83V81ZM113 80V81H112ZM120 80H118V84L116 83L117 82V80L116 81H114V83L115 84H117L116 85V87H118V85H119V87H121L122 88V86H123V84H122V82H123V80H121V85H120ZM138 80H140V76H138ZM176 80V79H175ZM203 80V79H202ZM211 80V79H210ZM222 80H225V79H222ZM227 80V79H226ZM91 81V80H90ZM135 82H137V79L136 80H134ZM143 80L141 79V81H139L140 82V84H141V82H142ZM145 81V80H144ZM149 81V80H148ZM165 81V80H164ZM188 81V80H187ZM86 82V81H85ZM85 82H84V80H83V87L85 88V86H86V88L84 89V91L85 92H93V90L91 89V90H89V88H88V86H87V82H86V85H85ZM108 82V83H107ZM132 82H130L129 83V85H133V87L134 86H137V85H135L134 84V82H133V84H132ZM156 82V81H155ZM222 83H224L223 81H221ZM78 83H79V81H78ZM144 83V82H143ZM147 83V82H146ZM115 84H113L114 86H115ZM124 84H125V82H124ZM127 84V83H126ZM145 84V83H144ZM180 84V83H179ZM237 84V83H236ZM97 85V84H96ZM95 85V86H96ZM128 85V88L127 87H124V88H126V91H128V90H130V91H128V92H130V97H131V94L133 93H135L134 92V90H138V89H135V88H137V87H135L134 89H132V87L131 86H129ZM142 85V84H141ZM154 85V84H153ZM162 85V84H161ZM229 85V86H228ZM227 86L229 87V90L231 91V89H232V87H231V85L230 84H228ZM94 86V87H95ZM97 86H99V85H97ZM97 86L95 87V89L97 88ZM112 86V85H111ZM114 86L112 87L113 89H114V91H118V89L116 88V90H115V88H114ZM125 86V85H124ZM221 86V85H220ZM223 86H225L226 87V84L225 85H223ZM222 86V87H223ZM80 87V86H79ZM100 87V88H99ZM98 88H97V90H96V92L99 90V92H98V94L99 93H102L103 91L102 90H104L105 88L103 87V89L101 88L102 86H101V84H100V86H99ZM130 87H131V89L133 90V92H132V90L130 89ZM156 87V86H155ZM181 87V86H180ZM205 87V86H204ZM82 88V87H81ZM91 88V87H90ZM162 88V87H161ZM164 88V87H163ZM162 88V89H163ZM82 89V90H83ZM159 89V88H158ZM199 89V88H198ZM219 89H220V87H219ZM218 89V90H219ZM226 89V88H225ZM88 90V91H87ZM124 90V89H123ZM139 90H140V88H139ZM148 90V89H147ZM220 90H222V89H220ZM228 90V89H227ZM226 90V91H227ZM235 90V89H234ZM100 91H102V92H100ZM106 90H104V93H107V91L105 92ZM141 91V90H140ZM140 91H139V93H140ZM151 91H152V89H151ZM217 91V90H216ZM215 91V92H216ZM232 91H233V89H232ZM88 92V93H89ZM127 92V94L129 95V93ZM142 92V91H141ZM159 92V91H158ZM217 92H219L220 93V91H217ZM222 92V91H221ZM104 93H102V94H104ZM111 93H114V92H111ZM110 93V94H111ZM116 93V92H115ZM122 93V92H121ZM124 93H126L125 91H124ZM139 93H137V96H138V98H139V96L140 95H138ZM153 93V92H152ZM208 93V92H207ZM101 94V95H102ZM119 94V93H118ZM158 94V93H157ZM162 94V93H161ZM214 93H212V95H213ZM222 94V93H221ZM224 94V93H223ZM226 94H228V93H226L225 92V94H224V96L226 95ZM233 94H234V92H233ZM100 95V94H99ZM98 95V96H99ZM100 95V96H101ZM109 95V92L106 94V95H102L103 96V98L105 97V96H108ZM154 95V94H153ZM189 95V94H188ZM188 95H186V97L188 96ZM207 96L209 95V93L208 94H206ZM211 95V94H210ZM216 95V94H215ZM220 95V94H219ZM218 94H217V96H219ZM230 94H228L227 96H229ZM99 96V97H100ZM161 96V95H160ZM174 96H175V94H174ZM204 96H205V94H204ZM221 96V95H220ZM223 96V97H224ZM110 97H111V95H110ZM125 97V96H124ZM126 97H127V95H126ZM135 97V96H134ZM141 97V96H140ZM212 96H210V97H208V99L206 98V96L204 97V98H206L208 101L207 102H209L210 100H209V98L211 99V103H209V105H211L212 107H213V103H214V107L215 106H217V105H219V103L217 104V105H215L216 104V102H214V100H217L218 102L219 101H221L220 99L218 100L216 97H212ZM223 97H221L222 99H223ZM230 97V96H229ZM233 97V96H232ZM231 97V98H232ZM107 98V97H106ZM185 98V97H184ZM188 98V97H187ZM195 98V97H194ZM194 98L193 99H191L192 100V102H194L195 100H194ZM201 98V97H200ZM226 98V97H225ZM126 99V98H125ZM134 99V98H133ZM137 101L138 100H140V99H137V98H135ZM134 99V100H135ZM165 99V98H164ZM203 99V98H202ZM202 99H199L200 101V104H201V100ZM205 99V100H206ZM227 99H229V98H226V100ZM133 100V101H134ZM174 100H176V99H174ZM187 100V99H186ZM142 101V100H141ZM169 101V100H168ZM225 101V100H224ZM129 102V101H128ZM139 102V101H138ZM138 102L136 103V102H134L133 103V106H134V104L136 103V106L138 105ZM145 102V101H144ZM163 102V101H162ZM189 102H191V101H189ZM203 102V101H202ZM207 102L205 101L204 102V105H206L207 104ZM151 103V102H150ZM206 103V104H205ZM221 103V102H220ZM228 103V104H229ZM131 105H132V103H130ZM140 104V103H139ZM165 104V103H164ZM178 104V103H177ZM182 104V103H181ZM227 104V103H226ZM120 105V104H119ZM123 105V104H122ZM182 105H184V104H182ZM186 105H189V104H186L185 103V109H188V107L186 106ZM196 105V104H195ZM136 106H134V107H136ZM158 106V105H157ZM190 106V105H189ZM199 106V105H198ZM210 106V107H211ZM152 107V106H151ZM162 107H163V105H162ZM195 107V111H194V113L195 114H193V115H195L196 116V114L198 113V112H200L199 110H198V108H196V106H194ZM127 108V107H126ZM173 108V107H172ZM191 108L194 110V108L192 107V105H191ZM191 108L189 107V109L191 110ZM200 108H201V106H200ZM206 108H208V107H206ZM151 109V108H150ZM157 109V108H156ZM179 109V108H178ZM189 109H188V111H189ZM212 109V108H211ZM214 109V108H213ZM168 110V109H167ZM198 110V111H197ZM208 110V109H207ZM206 110V111H207ZM218 110H220V109H218ZM150 111V110H149ZM185 111V110H184ZM187 111V110H186ZM185 111V112H186ZM192 111V110H191ZM209 111H210V109H209ZM221 111V110H220ZM202 112V111H201ZM200 112V113H201ZM208 112V111H207ZM211 113H207L206 114V112H204V113H201V116H202V114H204V115H212L213 113H215L214 112V110H213V113H212V111H210ZM217 112V111H216ZM219 112V111H218ZM126 113V112H125ZM134 113V112H133ZM180 113H181V111H180ZM182 113H183V110H182ZM192 113H193V111H192ZM220 113V112H219ZM119 114H121V113H119ZM139 114V113H138ZM184 114V113H183ZM191 114V113H190ZM171 115V114H170ZM187 115H188V113H187ZM204 115L202 116V117H204ZM214 115V114H213ZM212 115V116H213ZM220 115H221V113H220ZM220 115H214L215 117H220ZM135 116V115H134ZM199 116V117H198ZM197 117H198V119L200 118V114L198 115ZM212 116H210V118L212 117ZM183 117V116H182ZM201 117V118H202ZM208 117V116H207ZM194 118V117H193ZM204 118H206V117H204ZM204 118H202L203 119V124H206V129L205 128H203L204 129V131L206 130V131H209L207 128V123H205V120L207 119H204ZM209 118V119H210ZM221 118V117H220ZM215 118H213V120H214ZM192 120H194V119H192ZM211 120V119H210ZM210 120H207V121H210ZM218 120V119H217ZM162 121V120H161ZM181 121V120H180ZM189 122H185V123H187V124H189V123H191L190 122V119L188 120ZM194 121H196V117H195V120ZM193 121V124L195 125L196 124V122H194ZM216 121V120H215ZM198 122V121H197ZM213 121H211V123H212ZM218 122H220V121H218ZM128 123V122H127ZM145 123V122H144ZM184 123V122H183ZM199 123H201V119L199 120ZM123 124H124V121H123ZM192 123H191V125H190V127H189V129L191 128L192 129V126H194ZM203 124H201V126L203 125ZM209 124V123H208ZM131 125V124H130ZM180 125H182V123L180 124ZM197 125V124H196ZM211 125V124H210ZM142 126V125H141ZM144 126V125H143ZM145 126H147V125H145ZM189 126V125H188ZM127 127V126H126ZM181 128H182V126H180ZM180 127H177V129L178 128H180ZM184 128H186L185 126H183ZM196 127V126H195ZM198 127V126H197ZM196 127V128H197ZM204 127V126H203ZM217 127H218V129H217ZM117 128V127H116ZM153 128V127H152ZM157 128H159V127H157ZM194 128V127H193ZM211 128H212V126H211ZM167 129V128H166ZM166 129H163L164 131L166 130ZM175 129V128H174ZM190 129V130H191ZM210 129V128H209ZM212 129V130H213ZM221 129H222V131H221ZM119 130V129H118ZM136 130V129H135ZM156 130V129H155ZM168 130H170V129H168ZM179 130V129H178ZM178 130H174V132L173 133H175V131H176V134H177V131ZM182 130H183V128H182ZM181 129L178 131L179 133H181V132H183ZM211 130V129H210ZM211 130V131H212ZM161 131V130H160ZM181 131V132H180ZM186 131H188V129L186 128ZM121 132V131H120ZM123 132V131H122ZM129 132V131H128ZM147 132V131H146ZM196 132V131H195ZM210 132V131H209ZM123 133H125V132H123ZM160 133V132H159ZM178 133V134H179ZM184 135L186 136V133L187 132H185L184 131ZM190 132H188L187 133V137L188 138H190L189 136H188V134H191ZM197 133V132H196ZM211 133V132H210ZM117 134V133H116ZM115 134V135H116ZM139 134V133H138ZM177 134V135H178ZM182 134V133H181ZM212 135H217V133H215V134H213V132L211 133ZM123 135V134H122ZM176 135V136H177ZM192 135V134H191ZM193 135V136H194ZM210 135V136H209ZM220 135V134H219ZM219 135H217V136H219ZM131 136V135H130ZM142 136V135H141ZM180 136H183V135H179L178 137H176L174 140H172V142L174 141V143H176V140H177V138H179L180 139ZM192 136V137H193ZM113 137V136H112ZM133 137V136H132ZM168 137V136H167ZM172 137H175L174 135H172ZM187 137H184L183 136V138H185V139H187ZM192 137H191V139H192ZM210 137V139L213 141V142H211V140L210 139H207V138H209ZM212 137V138H211ZM194 138V137H193ZM125 139V138H124ZM150 139V138H149ZM173 139V138H172ZM205 141H204V140ZM192 140H194V139H192ZM191 140V141H192ZM196 140V139H195ZM209 142H208V141ZM220 140L222 141V142H220ZM162 141H164V143L162 142V144H164V145H162L161 143V146H164V150L163 149H161V150H163L164 152L166 151V153L168 152V150H167V148H166V150H165V147H166V145H168L167 143L168 142H166L167 140H165V139H163ZM181 141H182V139H181ZM197 141V140H196ZM202 141H204V142H208V144L206 143V145L205 144H203V142ZM160 142H161V140H160ZM170 142V141H169ZM177 142H178V140H177ZM180 142V141H179ZM185 142V141H184ZM187 144H188V139H187ZM216 144H215V143ZM218 142H219V144H218ZM181 143V142H180ZM183 143V142H182ZM193 143H195V142H193ZM197 143L199 144V141H197ZM222 143V144H221ZM122 144V143H121ZM130 144V143H129ZM142 144V143H141ZM140 144V145H141ZM166 144V145H165ZM189 144H192V143H189ZM198 144H196L197 146H198ZM199 144V145H200ZM203 144V145H202ZM213 144H211L212 146H211V148H213L214 147V145ZM218 144V145H217ZM126 145H128V144H126ZM169 145H171V144H169ZM169 145L167 146L168 147V149H169ZM175 145V144H174ZM179 145H181V144H179ZM179 145H175V146H178L179 147ZM185 145H186V143H185ZM184 145V146H185ZM133 146V145H132ZM157 146V145H156ZM160 145H158L157 147H159ZM160 146V147H161ZM182 146V145H181ZM188 146V145H187ZM209 146V147H208ZM145 147V146H144ZM153 147V146H152ZM152 147H150L149 149L151 150V151H147L146 150V152H144L145 153V155L147 156V154L149 153V152H151V154H152V152L154 151V147L152 148ZM190 147V146H189ZM199 147V146H198ZM132 148V147H131ZM171 148V147H170ZM183 148V147H182ZM193 148V147H192ZM192 148L191 149H189L190 150V152L188 151V149H186V151H185V153H191L192 151ZM201 148H200V150H201ZM155 149H156V147H155ZM158 149V148H157ZM156 149V150H157ZM209 150V151H210ZM143 151H145V150H143ZM143 151H142V153H143ZM195 151V150H194ZM202 151H204V149H202ZM205 151H207V149L205 150ZM181 152H183V151H181ZM197 152V151H196ZM211 152H207V153H210L211 155H212V153ZM217 152V153H216ZM143 153V154H144ZM162 153V152H161ZM161 153H158V154H161ZM184 152H183V157H186L185 155H188V156H190L191 157V155L190 154H185ZM214 153H215V156H214ZM150 154V153H149ZM193 154V153H192ZM216 154H218L219 156H217ZM135 155V154H134ZM144 155V156H145ZM154 157H155V154H152ZM151 155V156H152ZM174 155V154H173ZM180 155H182V154H180ZM145 156V157H146ZM150 156V157H151ZM208 156V155H207ZM217 156V157H216ZM149 157V156H148ZM149 157V159H151L152 158V160H153V158L154 157H151L150 158ZM162 157V160H163V157L164 156H160V158ZM182 157V156H181ZM200 157H202V156H200ZM138 158V157H137ZM139 158H142V155H141V153H140V155H139ZM139 158H138V160L136 159V164H137V162L138 163H141L140 162V160H139ZM165 158V157H164ZM189 158V157H188ZM209 158H211V156L209 157ZM213 158L215 159H217L216 161H213ZM131 159V158H130ZM149 159L148 158H146V161H148L149 162ZM175 159H177V158H175ZM175 159H173V161L172 162H170V161H168V163L170 162V165L173 163V164H175V162L174 161H177V160H175ZM202 159V158H201ZM123 160V159H122ZM145 160V159H144ZM144 160H142V165H138L139 166V169H140V167H143L144 166ZM151 160V161H152ZM155 160V162L157 161L156 159H154ZM159 160H161V159H158V161ZM188 160V159H187ZM151 161H150V163H151ZM167 161H166V163H165V161H164V164H167ZM180 160H178V162H176V163H178V164H176L175 166H179V167H182L181 165H179L180 164V162H179ZM196 161V160H195ZM122 162V161H121ZM155 162H153V163H155ZM160 162V161H159ZM158 162V163H159ZM207 162V161H206ZM185 163V162H184ZM135 164V163H134ZM161 164H162V161H161ZM196 164V163H195ZM145 167L146 168H148L149 169V167H147V165H148V163L146 164V162H145ZM155 165V164H154ZM158 165V164H157ZM185 165V164H184ZM149 166H151L150 164H149ZM158 166H160L161 167V165H158ZM163 166V165H162ZM167 167L169 166V165H166ZM131 167V166H130ZM155 167V166H154ZM154 167H151V168H154ZM160 167H158V170H159V168ZM166 167V168H167ZM171 168H169V169H171L172 170V168L174 167V166H170ZM123 168V167H122ZM151 168L149 169V170H151ZM163 168H164V166H163ZM162 168V169H163ZM184 168V167H183ZM209 168V169H208ZM210 168H211V171H210ZM125 169V168H124ZM128 169V168H127ZM133 169V168H132ZM141 169H144V168H141ZM148 169H146V171L148 170ZM155 169H156V167H155ZM161 169V168H160ZM168 169V171L167 172H165V175L166 174H169L170 172H171V170H169ZM195 169V168H194ZM165 169H163V171H164ZM189 170V169H188ZM187 170V171H188ZM154 171V170H153ZM166 171V170H165ZM170 171V172H169ZM174 171H175V169H174ZM173 171V173H176V172H174ZM137 172V171H136ZM191 172V171H190ZM209 172V173H208ZM157 173V172H156ZM180 173V172H179ZM131 174V173H130ZM135 174V173H134ZM163 174V173H162ZM170 174H172V172L170 173ZM169 174V176H165L166 177V179L167 178H169V180H170V182L171 181H173V183L175 182V177H178L177 175L174 177L173 175H175V174H172V175H170ZM177 174V173H176ZM181 174V173H180ZM183 174H186V171H185V173H183ZM139 175V174H138ZM155 175V174H154ZM132 176V175H131ZM174 177V178H172V177ZM184 177V176H183ZM172 180H171V179ZM154 179V178H153ZM178 179V178H177ZM179 179H180V181H181V179H183V178H180L179 177ZM207 179V180H206ZM168 179H167V181H169ZM148 181V180H147ZM176 181H179V180H176ZM202 181V182H201ZM198 185L199 186H201V187H199V188H201V189H199L198 188ZM186 186H187V184H186ZM191 186V187H190ZM149 187V186H148ZM151 187V186H150ZM187 188V187H186ZM198 188V189H197ZM172 189V188H171ZM196 191H195V190ZM162 190V189H161ZM181 194V193H180ZM169 195V194H168ZM197 196L199 197V198H197ZM192 197V198H191ZM158 198H159V196H158ZM190 198V199H189ZM192 199V200H191ZM165 201V200H164ZM184 201L185 202H187V203H185V205H184ZM187 204V205H186ZM190 206V207H188L187 209H188V211L186 212V208L184 207V206ZM167 206V205H166ZM165 206V207H166ZM162 207V206H161ZM170 207V206H169ZM164 208V207H163ZM185 208V209H184ZM165 209V208H164ZM180 209V210H179ZM183 209H184V211L185 212H183ZM166 210H168V208H166ZM170 210H171V208H170ZM180 211H182V212H180ZM164 212H165V210H164ZM169 213H170V215H171V212L169 211ZM146 214V213H145ZM159 214H162L161 212L159 213ZM165 214H167V212L165 213ZM153 215V214H152ZM158 215V214H157ZM164 215V214H163ZM168 215V214H167ZM156 216V215H155ZM153 217V216H152ZM166 217V216H165ZM173 217V218H172ZM164 218V217H163ZM167 218H169V217H167ZM170 219V218H169ZM168 219V220H169ZM174 220H176L175 222H174ZM178 223V224H177ZM134 224V223H133ZM132 224V225H133ZM168 224V223H167ZM136 225V224H135ZM139 226V225H138ZM171 226H172V223H171ZM170 227V226H169ZM173 227V226H172ZM163 227H161L160 229H162ZM164 229V228H163ZM136 231V230H135ZM151 232V231H150ZM160 232V231H159ZM161 233V232H160ZM129 234V233H128ZM148 234V233H147ZM157 234V233H156ZM129 236L130 237H132V239L130 238L129 239ZM153 236V235H152ZM160 236V235H159ZM149 237V236H148ZM169 237V236H168ZM173 239H172V238ZM135 238H138L137 239V241H135L136 239ZM133 239H135L134 241H133ZM155 239H153L154 241H155ZM171 239H172V242L174 243V244H172L170 241H171ZM175 239V240H174ZM119 240V239H118ZM130 240V241H129ZM164 240H166V242L167 243H165V242H163ZM169 240V241H168ZM174 240V241H173ZM119 241H121V240H119ZM162 241V242H161ZM262 242V243H261ZM142 243V244H141ZM159 243V244H158ZM166 246L167 244H168V246L170 247V249L168 248L167 249V251H169V252H166L165 250H166V248H165V246H163V244ZM169 243H171L172 245H174V246H170L169 245ZM162 244V245H161ZM259 244V245H258ZM256 245H258L259 247H257V250H256ZM262 245V246H261ZM147 246H152V249H151V247H149L148 249H149V251L151 252V253H149V255H151V257H150V260L148 261V259L149 258H147L146 256L148 255L147 253V255L145 254V251H148V249L146 250V247ZM162 246V247H161ZM261 246V247H260ZM153 247H154V249H153ZM158 248L159 250H160V252L161 253H163L164 251V254L162 255L160 252H159V250L157 251V249H155V248ZM159 247H161V248H159ZM165 248V250H164V248ZM128 250V252H126V254H129L130 252H132L130 255H128L127 257L125 256V258H130V259H127V260H122V258H123V256L125 255V251H127ZM130 250V251H129ZM258 251V253H259V255L260 256H257V252L256 251ZM261 250H263V248H261ZM122 252V253H121ZM264 252V251H263ZM165 253H167V254H165ZM114 254V255H115ZM117 254H116V256H117ZM153 254V253H152ZM262 254V255H261ZM159 255V256H158ZM167 256V257H161V256ZM230 255V256H229ZM234 255V254H233ZM255 255H256V257H255ZM228 256H229V259H227L228 258ZM237 256V255H236ZM149 257V256H148ZM259 259H258V258ZM260 257H261V259H260ZM233 258H234V260H233ZM252 260H251V259ZM237 259V258H236ZM239 259V258H238ZM163 260H162V262H163ZM232 260V261H231ZM254 260V261H253ZM258 260H260V262H258ZM231 261V262H230ZM250 261H251V263H250ZM262 261V262H261ZM158 262V263H157ZM167 262V263H168ZM113 263V262H112ZM115 263V262H114ZM156 263L157 264H161V262L159 263V261L158 260H156ZM155 262L153 263V264H156ZM168 263V264H169ZM115 264H117V262L115 263ZM243 264V263H242Z\"/></svg>",
	"mask_w": 264,
	"mask_h": 264
}]
</instances>
